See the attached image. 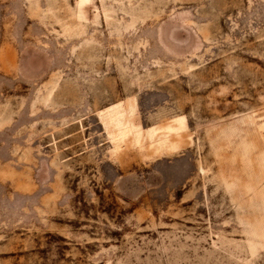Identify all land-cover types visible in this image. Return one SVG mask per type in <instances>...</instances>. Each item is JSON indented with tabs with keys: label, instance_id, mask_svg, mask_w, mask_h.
<instances>
[{
	"label": "rangeland",
	"instance_id": "rangeland-1",
	"mask_svg": "<svg viewBox=\"0 0 264 264\" xmlns=\"http://www.w3.org/2000/svg\"><path fill=\"white\" fill-rule=\"evenodd\" d=\"M0 264H264V0H0Z\"/></svg>",
	"mask_w": 264,
	"mask_h": 264
}]
</instances>
